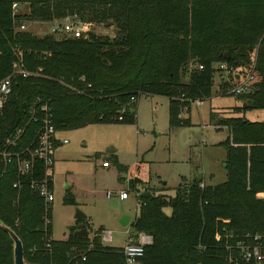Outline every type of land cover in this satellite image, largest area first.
<instances>
[{
    "label": "trees",
    "instance_id": "obj_1",
    "mask_svg": "<svg viewBox=\"0 0 264 264\" xmlns=\"http://www.w3.org/2000/svg\"><path fill=\"white\" fill-rule=\"evenodd\" d=\"M12 2L25 4L27 12L11 16ZM72 15L109 27L112 33L65 38L16 28L20 21ZM14 47L21 51L25 70H40L10 82L0 114V147L9 133L23 130L8 150L32 139L28 110L42 103L50 108L55 131L97 123L132 124L140 94L167 98L169 127L187 125V119L177 117L179 110L209 96L215 63L238 69L242 77L253 64L250 90L236 95L243 105L233 110L264 109V0H0V79L10 72ZM190 60L195 67L187 69ZM234 76L236 84L240 80ZM209 116L213 125L227 130L219 143L225 152V178L201 188L200 178L188 181L187 188L181 179L168 197L140 190L128 227L132 241L143 233L150 243L137 264H227L223 246L264 232V119ZM40 172L35 161L30 174L18 176L13 159H0V222L19 238L24 262L124 264L120 248L102 245L97 235L73 236L76 226L65 239H50L49 223L41 220V199L29 187ZM140 175L136 168L127 180L130 189L141 183ZM88 242L91 248L86 250ZM11 245L0 227V264H12ZM79 252L83 260L75 257Z\"/></svg>",
    "mask_w": 264,
    "mask_h": 264
},
{
    "label": "rangeland",
    "instance_id": "obj_2",
    "mask_svg": "<svg viewBox=\"0 0 264 264\" xmlns=\"http://www.w3.org/2000/svg\"><path fill=\"white\" fill-rule=\"evenodd\" d=\"M20 12H27V6ZM46 29V25L28 26V31L37 36L46 33ZM92 31L107 36L112 33L103 25L93 27ZM216 64L212 65L209 96L179 110L177 117L187 119V125L169 127L167 98L140 94L134 102L132 124L97 123L56 131L55 136L65 139V143L53 153L52 202L47 210L51 238L67 237L69 230L77 225L73 218L76 208L85 215L82 222L88 238L97 235L100 241V235L108 231L109 242L100 243L122 247L129 237V227L120 226L118 219L123 214L131 219L136 206L125 179L129 181L136 168L142 179L135 187L149 188L165 197L173 194L181 179L183 183L202 177L204 184L224 180L225 152L219 143L226 138L227 130L208 125L212 122L209 114H213V120L242 116L249 121H261L264 109L234 111L243 105V100L231 95L229 90L235 84L234 75L239 81L244 74L226 67L215 70ZM193 67L195 63L191 60L185 65L187 69ZM108 148L113 151H107ZM102 162L107 165L102 166ZM119 190H127L126 199L116 198ZM106 192L112 193L110 197L105 196ZM163 211L169 212L167 207Z\"/></svg>",
    "mask_w": 264,
    "mask_h": 264
},
{
    "label": "built area",
    "instance_id": "obj_3",
    "mask_svg": "<svg viewBox=\"0 0 264 264\" xmlns=\"http://www.w3.org/2000/svg\"><path fill=\"white\" fill-rule=\"evenodd\" d=\"M18 3L12 2L10 4L11 16L16 15ZM36 24L39 27L46 25V33L52 34L56 37H71V38H86L88 33L93 32L92 28L98 26L93 23L81 21L74 15L65 16L62 18H52L47 21L39 20H26L17 23L16 28L18 30H28V26ZM13 60L10 63V72L6 76L0 79V114L3 105L7 99L10 91V82L13 77L20 76H34L40 70L36 69L35 72H29L24 69L21 62V51L14 47L12 49ZM224 63H218V69H225ZM197 69H201V65L196 66ZM254 79L253 76V64L250 67L248 73L238 83L234 84L229 93L233 96L240 95L249 92V84ZM59 83H62V78H56ZM132 102L134 99L129 98ZM200 101H193L192 103L197 104ZM27 123L33 124V135L32 139L21 147H16L15 150H8L15 146L16 140L19 134L22 132V128H16L13 132L9 133L8 136L3 140L0 147V159L3 162H8L13 159L17 171V175L30 174L33 168V162H38L41 166V172L39 177L30 180L29 187L38 195L41 199L43 213L41 220L43 225L49 223L47 218V210H49L52 202V192L50 188L51 181V163L53 148L58 139L55 134L56 131L53 128L51 122L50 108L42 103L38 108L32 107L28 110ZM65 143V139L59 141ZM102 166H106V162L101 163ZM125 182L127 180L125 179ZM18 182H14L12 186H16ZM184 188L188 187V183L184 182ZM183 185V184H182ZM203 181L201 180L197 187L201 188ZM139 189H131V192L136 199L139 194ZM112 193L106 192L105 196L110 197ZM127 190H119L115 193L118 200H124L127 198ZM138 203L136 202V206ZM127 234V232H126ZM214 239H218V235H214ZM110 232L105 231L100 235V241L109 242ZM150 243V236L137 233L135 240L132 241L128 237L127 241L120 247V253L123 256L124 264H137L136 259L141 256L143 247ZM44 247H48L44 244ZM91 248V244H88L86 250ZM226 252L223 256L224 261L227 264H263L264 262V232L254 233L252 235H244L242 238L234 241L232 244L223 246ZM74 257V256H72ZM75 257L79 260L84 259L83 252L75 253Z\"/></svg>",
    "mask_w": 264,
    "mask_h": 264
},
{
    "label": "water",
    "instance_id": "obj_4",
    "mask_svg": "<svg viewBox=\"0 0 264 264\" xmlns=\"http://www.w3.org/2000/svg\"><path fill=\"white\" fill-rule=\"evenodd\" d=\"M224 59H227L228 55L227 52L222 54ZM107 151H113L112 148H108ZM73 218L78 222L75 229L72 232L73 236L76 237H86L87 233L84 228L83 220L85 219V215L78 209H74ZM129 220L128 215H121L118 219V224L122 227L126 226ZM0 227L7 233L10 241H11V257H12V264H26L22 257V246L19 238L13 233V231L4 226L0 222Z\"/></svg>",
    "mask_w": 264,
    "mask_h": 264
},
{
    "label": "crops",
    "instance_id": "obj_5",
    "mask_svg": "<svg viewBox=\"0 0 264 264\" xmlns=\"http://www.w3.org/2000/svg\"><path fill=\"white\" fill-rule=\"evenodd\" d=\"M23 7H26V5L25 4H23V5H21V4H19V6L17 7V10H16V12L18 13V11H21V9L23 8ZM215 70H219L218 68H217V64H216V68H215ZM212 80V79H211ZM202 101V100H201ZM208 125H211V127H214V128H217V129H219V128H225L224 126H219V125H213V123H211V122H209V124ZM226 129V128H225ZM57 138V137H56ZM58 139V138H57ZM60 140H62V139H58V142H56L55 143V145H54V148H53V153H54V151L58 148V146H60V144H63V143H60L59 141ZM53 154H52V163H51V168H52V164H53ZM201 180H203V178L201 177L200 178ZM204 181V180H203ZM207 184V183H206ZM126 199V198H125ZM49 217H50V214H49ZM132 219V218H131ZM131 219L129 218V220H128V223L131 221ZM49 222H50V220H49ZM128 223H127V225H128ZM49 229H50V224H49ZM125 234H126V232H125ZM128 236H129V238H131V240H132V236H130V229H129V234H128ZM50 237V236H49ZM50 239L51 240H55V239H53V238H51L50 237ZM57 240H62V239H57ZM134 240H135V238H134Z\"/></svg>",
    "mask_w": 264,
    "mask_h": 264
}]
</instances>
